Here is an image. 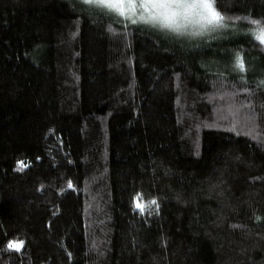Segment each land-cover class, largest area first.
Wrapping results in <instances>:
<instances>
[{"label": "trees", "instance_id": "1", "mask_svg": "<svg viewBox=\"0 0 264 264\" xmlns=\"http://www.w3.org/2000/svg\"><path fill=\"white\" fill-rule=\"evenodd\" d=\"M215 3L227 30L177 39L0 0V264H264V45L236 19L264 0Z\"/></svg>", "mask_w": 264, "mask_h": 264}, {"label": "snow or ice", "instance_id": "2", "mask_svg": "<svg viewBox=\"0 0 264 264\" xmlns=\"http://www.w3.org/2000/svg\"><path fill=\"white\" fill-rule=\"evenodd\" d=\"M82 2L89 9L102 10L99 11V14H115L133 24L143 23L158 32L173 34L177 39L221 33L230 27L227 21L232 19L222 14L216 6L215 0H82ZM236 19H247L253 26L250 29V34L261 45H264V20L248 17H236ZM231 27L235 30L234 24ZM109 30L111 31V28ZM234 67L241 73L248 70L246 62L239 52L236 53ZM259 83L264 86V80ZM235 126L234 123L233 127L235 128ZM17 163L18 166H23L22 162L18 161ZM68 187H72L70 181ZM133 205L141 213L152 206L159 207L155 198L144 202L140 193H137L133 198ZM23 246L24 241L22 240H9L6 250H14L19 253Z\"/></svg>", "mask_w": 264, "mask_h": 264}]
</instances>
